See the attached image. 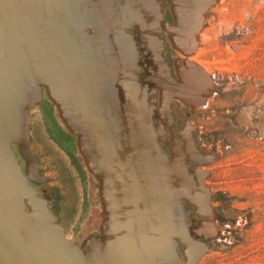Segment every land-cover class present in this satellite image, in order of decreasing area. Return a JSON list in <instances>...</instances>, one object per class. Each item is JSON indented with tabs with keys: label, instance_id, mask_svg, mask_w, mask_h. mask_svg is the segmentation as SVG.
<instances>
[{
	"label": "rangeland",
	"instance_id": "374dc122",
	"mask_svg": "<svg viewBox=\"0 0 264 264\" xmlns=\"http://www.w3.org/2000/svg\"><path fill=\"white\" fill-rule=\"evenodd\" d=\"M69 2L0 0L1 264H125L114 202L140 249L151 222L174 247L156 264H264V0H85L91 24ZM78 28L90 59L74 70L48 35Z\"/></svg>",
	"mask_w": 264,
	"mask_h": 264
},
{
	"label": "bare ground",
	"instance_id": "6f19581e",
	"mask_svg": "<svg viewBox=\"0 0 264 264\" xmlns=\"http://www.w3.org/2000/svg\"><path fill=\"white\" fill-rule=\"evenodd\" d=\"M101 5V4H100ZM94 8V7H93ZM69 10L71 11V14H72V21L76 23L77 20L80 19V16L82 18H84L87 23H92L93 22V13L95 14V10L94 12L92 13V9L90 7L89 4H87L85 2V0H72V2H69ZM100 10V9H99ZM102 12V10H101ZM97 13V12H96ZM103 14V12H102ZM101 14V15H102ZM103 16V15H102ZM97 17V16H96ZM99 18V16H98ZM105 20V19H104ZM106 22V21H105ZM98 26V25H97ZM100 27V26H98ZM33 28L31 27L30 30H32ZM106 29V28H105ZM34 34V33H33ZM83 32H82V29L78 28L74 33H73V36L71 37L69 35V32L68 31H61L59 32V34L57 36H54L53 34L52 35H48V42H49V45H50V49L49 50V53L55 58V60L60 57V56H67L69 57V62L71 63L72 62V65H74L73 69H82L83 67L86 66V62H89V59H90V55L88 54L87 50L85 49V47H83ZM105 41V40H104ZM17 51H20V54L22 55V57L24 58V54L26 55H29L28 51H26L25 47H24V44H22L21 46V49H20V46L17 47ZM93 57V56H92ZM25 60V59H23ZM23 60H21L23 62ZM53 62V60H51ZM23 77V76H22ZM199 82L203 84H205L207 81L203 78V77H199ZM23 79V78H21ZM36 79V78H35ZM39 80V79H38ZM26 83V82H25ZM24 83V84H25ZM34 83V82H33ZM32 83V84H33ZM37 83V82H36ZM63 81L62 80H58V83H56L54 85V87L52 88V92H53V96L57 102V104L59 105V108H60V111L62 113V115L70 120L71 122V118H70V114H69V109H70V105H69V101L67 100V95L65 93V89L63 87ZM201 85V86H202ZM28 86V85H27ZM33 86V85H31ZM30 86V87H31ZM36 86V85H35ZM125 86H126V83H125ZM29 87V86H28ZM205 86L203 85L202 89L205 90ZM32 88H30L31 90ZM107 89V87H106ZM24 90V89H23ZM108 90V89H107ZM36 91V90H35ZM31 92V96H32V91ZM29 93V92H28ZM27 93V94H28ZM114 93V92H113ZM26 94V95H27ZM25 95V94H24ZM25 95V96H26ZM77 95L78 97H80L81 99H83L86 103H87V108H89L90 112L89 113H97V111H99V107L98 106H93L92 104L93 103V98L89 92V88H88V84H87V81L83 80V83L81 85V88H79V90L77 91ZM27 97V96H26ZM29 97V96H28ZM28 99V98H27ZM31 99V98H30ZM26 100V99H25ZM130 101H132L133 103L137 104L138 105V99H135L133 96H130ZM74 104V103H73ZM17 107V106H16ZM14 109L15 108V105H14ZM147 118V117H146ZM95 119H97V115H95ZM99 121V118L97 119ZM115 120V118H114ZM72 123V122H71ZM23 124V123H22ZM73 124V123H72ZM117 126V125H116ZM23 128V127H22ZM183 136H182V142L184 144L187 145L188 141H187V134H186V128L184 127V131L182 132ZM24 139V138H23ZM121 139V138H120ZM25 142V141H24ZM122 144V143H121ZM86 145V144H85ZM126 145V144H125ZM88 146V145H86ZM122 148V147H120ZM177 151H179L178 148H176ZM106 150V149H105ZM112 150V149H111ZM123 152L124 148L121 149ZM107 151V150H106ZM115 155V154H114ZM182 153L181 152H177V155L176 154H173L172 156V159L174 161H172V167H173V170L175 172V174L177 175V177L179 178V181H181V179L184 177L185 175V171L182 172L180 169V165L183 166L184 170L186 169L185 168V165L182 163ZM162 162V161H160ZM163 169V167H162ZM172 170V171H173ZM154 171V170H153ZM157 177V176H156ZM182 181H184V179H182ZM4 182V181H3ZM120 182V181H119ZM117 183L116 184V188L113 186L111 187V189L109 190L108 186H107V191H112L114 192V195H116L118 192L122 191L123 190V185L122 183ZM201 183V182H200ZM155 189V188H154ZM204 189H205V186L204 185H201V189H198V188H195V192L193 194V198L198 202H205V192H204ZM18 192V190H16ZM110 195H112L111 193H109ZM192 194V193H191ZM126 195V194H125ZM124 196V195H123ZM176 201V200H175ZM117 204V202H114V204ZM115 204V205H116ZM114 205V216L113 219H112V228L115 229L116 231V235L119 237V236H127L126 237V240H125V243H124V251H123V260H124V263L125 264H147V263H151L153 261V263L156 264V261L157 259H161L162 258L166 261L167 260V257L169 256V251H173L172 249L174 248L172 245H167L166 242H165V238L163 237V235H158L156 234L158 231L156 230V228L158 229V227L156 225H154V223H150V235L147 236V235H140L138 238H139V242L141 244V249L135 244V237L134 236H131L129 238V234L133 231V221H132V217L130 215V213L128 212V207H127V210L128 211H125L123 210V208H119V207H116ZM125 205V204H124ZM158 203H153L151 204V207L153 210H158ZM127 206V205H126ZM125 206V207H126ZM177 207V206H175ZM131 210V209H130ZM141 218V217H140ZM141 221V220H140ZM20 227V226H18ZM155 232H154V231ZM159 230V229H158ZM160 231V230H159ZM162 233V232H161ZM63 234V233H62ZM156 234V235H155ZM114 236V235H113ZM125 238V237H124ZM155 238V239H153ZM57 239V238H56ZM162 239V240H161ZM179 239H182L184 244H189L190 242V239L188 238L187 235L182 234L179 236ZM123 240V238H122ZM22 241V240H21ZM111 241V239H110ZM117 241H120L117 239ZM168 242V241H167ZM4 243H5V240H4ZM8 243V242H7ZM109 243V242H108ZM143 243H146L148 244V246H151L153 247V250L152 251V255H151V259L149 258L148 260L147 259H143V261L141 260V258L144 256V254H146L147 256H149V253H148V250L147 249H143L142 248V245ZM2 245V243H1ZM5 245V244H4ZM9 245V244H8ZM25 246V245H24ZM45 246V244H44ZM8 247V246H7ZM23 248V247H22ZM26 248V247H25ZM24 248V249H25ZM22 250V249H21ZM10 252V251H9ZM15 252V251H14ZM27 252L26 251V256H27V260L30 258H28V255H27ZM155 252V254H154ZM25 253V251H24ZM62 253V252H61ZM60 253V254H61ZM69 253V252H68ZM12 254V253H11ZM15 254V253H14ZM17 254V253H16ZM30 254V253H28ZM115 254V253H114ZM8 255V254H7ZM65 260L67 262H70V257L71 255H67V253H65ZM4 256V254H3ZM14 256V255H13ZM24 255V257H26ZM60 256V255H59ZM63 257V255H61ZM17 257H19L17 255ZM117 257V256H116ZM2 258V257H1ZM14 258V257H13ZM152 258H154L152 260ZM5 259H7L5 257ZM12 260V259H11ZM15 260V258H14ZM13 260V261H14ZM7 261V260H6ZM19 261H21L19 259ZM150 261V262H149ZM9 261H7L8 263ZM17 262V260H16ZM16 262H14L16 264ZM31 262V261H30ZM33 262V260H32ZM159 262H162V261H159ZM5 263V262H3ZM13 263V262H12ZM21 263V262H20ZM20 263H17V264H20ZM0 264H1V261H0ZM10 264V263H8ZM22 264V263H21ZM34 264V263H33ZM51 264V263H50ZM56 264V263H55Z\"/></svg>",
	"mask_w": 264,
	"mask_h": 264
},
{
	"label": "water",
	"instance_id": "95a60500",
	"mask_svg": "<svg viewBox=\"0 0 264 264\" xmlns=\"http://www.w3.org/2000/svg\"><path fill=\"white\" fill-rule=\"evenodd\" d=\"M108 197H109V195H108ZM116 204V203H115ZM114 204V205H115ZM116 207H119V208H122L118 203L115 205Z\"/></svg>",
	"mask_w": 264,
	"mask_h": 264
},
{
	"label": "built area",
	"instance_id": "2783aa9c",
	"mask_svg": "<svg viewBox=\"0 0 264 264\" xmlns=\"http://www.w3.org/2000/svg\"><path fill=\"white\" fill-rule=\"evenodd\" d=\"M205 101H206V98L204 99V101H203V102L205 103Z\"/></svg>",
	"mask_w": 264,
	"mask_h": 264
}]
</instances>
